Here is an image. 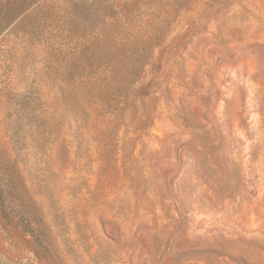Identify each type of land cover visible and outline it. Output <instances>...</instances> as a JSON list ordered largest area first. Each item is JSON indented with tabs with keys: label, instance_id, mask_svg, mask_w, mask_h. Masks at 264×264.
<instances>
[{
	"label": "rangeland",
	"instance_id": "374dc122",
	"mask_svg": "<svg viewBox=\"0 0 264 264\" xmlns=\"http://www.w3.org/2000/svg\"><path fill=\"white\" fill-rule=\"evenodd\" d=\"M113 30L150 54L85 112ZM0 264H264V0H0Z\"/></svg>",
	"mask_w": 264,
	"mask_h": 264
},
{
	"label": "trees",
	"instance_id": "16d2710c",
	"mask_svg": "<svg viewBox=\"0 0 264 264\" xmlns=\"http://www.w3.org/2000/svg\"><path fill=\"white\" fill-rule=\"evenodd\" d=\"M120 23L122 24L119 26L123 25L126 29H131L132 24L127 22V18H123V22ZM111 26L113 28V25ZM115 28L120 30L118 25ZM114 30L112 34L101 40L100 49L105 54L103 64L95 57L86 63L76 59V102L85 112H96L94 107L101 111L113 109L114 103H117L118 109V106L121 107L122 104L129 103L131 94L127 92V89L131 86L133 78L136 77L134 73L138 71V66L143 68V59L150 54V50L145 47L139 49V56L137 53L134 54L131 46H136L139 39L132 35L116 34ZM172 47L176 48L173 43ZM159 49V57H161L168 47ZM151 85L152 83L149 85L150 88ZM150 88L147 92V86L142 90L145 91L142 99L150 96Z\"/></svg>",
	"mask_w": 264,
	"mask_h": 264
}]
</instances>
